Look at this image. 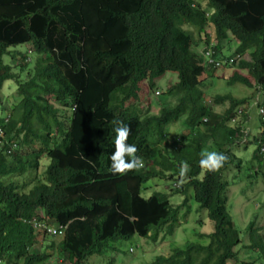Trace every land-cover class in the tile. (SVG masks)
Returning <instances> with one entry per match:
<instances>
[{"label":"trees","instance_id":"16d2710c","mask_svg":"<svg viewBox=\"0 0 264 264\" xmlns=\"http://www.w3.org/2000/svg\"><path fill=\"white\" fill-rule=\"evenodd\" d=\"M231 37L238 40L232 56L241 58L222 67H233L229 82L264 93V0H0V126L8 139L0 145V264H48L55 249L69 264H85L121 238L156 241L161 231L174 234L192 200L213 222L211 233L196 232L206 242L187 241L144 264H258L238 261L240 231L226 203L233 182L224 179L232 164H243L230 144L245 136V122H227L249 97L217 94L214 104L229 101L219 114L201 88L215 70L206 65L207 49L223 57ZM20 44H30L39 59L11 50ZM245 53L251 60L242 58ZM6 54L20 63H5ZM167 73L178 77L164 91L177 98L173 103L156 91ZM10 79L17 98L12 93L6 107L1 89ZM154 99L159 110L149 113ZM258 114L263 130L253 157L259 159L264 115ZM180 119L184 128L171 137L170 125ZM117 121L128 126L126 143L141 160L138 170L124 174L110 170ZM210 140L225 157L215 171L199 165ZM34 142L39 148L22 150ZM45 155V182L23 191L17 181L4 180L38 169ZM255 176L264 178V171L249 175ZM152 178L173 181L169 193L144 197ZM170 194L184 199L175 206ZM253 222L250 247L264 253V234Z\"/></svg>","mask_w":264,"mask_h":264},{"label":"rangeland","instance_id":"374dc122","mask_svg":"<svg viewBox=\"0 0 264 264\" xmlns=\"http://www.w3.org/2000/svg\"><path fill=\"white\" fill-rule=\"evenodd\" d=\"M213 26L211 25V30ZM225 45L223 46L222 52L225 56L233 55L237 48V41L233 37L228 40H225ZM30 44H20L16 47L11 48L12 51H21V52H29ZM204 46H200L197 48L198 51H201ZM33 51V47H30ZM29 52V56L31 58L30 61L39 59L40 56L36 57L35 52ZM17 56V55H16ZM35 56V57H34ZM246 60H250V55L245 54L243 56ZM20 58V57H19ZM5 63H9L14 66V64L20 63V59L17 60L13 58L12 54H6L3 57ZM207 67L209 65L206 62ZM31 67H27L25 69V74L29 71ZM233 67L227 68H217L214 71H209V78L206 82L201 86L204 91L208 102L213 104L215 111L219 114L224 113L226 107H228L229 103L224 102L221 103V106L214 104L213 97L217 94H231L235 97H245L249 100L244 105L240 107L247 114V118L245 120L244 117H241L242 125L244 123L243 132H246V137H243L242 140L238 143L239 145H234L231 148L232 152L242 159L243 164L241 168H237L236 163L232 164L229 169L224 173V179L230 182H233L230 185L227 191V206L229 207L230 213L232 215L233 222L237 229L240 231V244L235 248L236 251L239 252L238 261L241 263L244 260L257 261L258 264H264V253L260 250H254L250 247L252 243V239L249 236V232L247 229L251 222H255L258 226H260L261 234H264V178L256 176L250 178L249 175H252L255 172L264 171V155L261 158H254V152L258 148L259 143L257 141V137L260 135L263 130L261 123V115L259 113V108L264 107V94L262 92H258L255 87H248L243 85L240 82L230 83L228 78L231 75ZM27 78V76H26ZM171 80L173 83L178 80L176 74L167 73L164 77L157 80V85L161 87V91L156 90L158 93L164 92L168 87V81ZM17 90V83L13 80H6L1 89V97L2 104L6 107L11 106V95L14 94V97L17 98V94L14 91ZM261 91V90H260ZM166 95V97H165ZM164 97L165 103H173L177 101V98L174 95L167 96L166 92L161 95ZM10 99V101H9ZM157 99V98H156ZM154 99L152 106L150 107L149 113H157L160 107V104H157V100ZM160 102V101H158ZM262 102V104H260ZM145 105V104H144ZM148 103L146 104V106ZM146 106L143 108L145 109ZM69 109L66 110V114L69 115ZM228 125H232L231 121L227 122ZM183 120L180 119L178 122L172 123L170 125L171 137L174 134H178L179 130H182ZM249 141V142H248ZM246 142V145L244 144ZM248 143V144H247ZM22 150L29 152L34 146L39 147L37 142H34L33 145L22 144ZM206 151H216L217 148L213 144L212 140H210L206 145ZM50 163V159L45 155L40 158V166L38 169H32V167H28L25 173L21 176L15 177H5L4 180H12L17 181L19 183L21 190L28 191L37 181L42 180V182L46 181L47 173L46 168ZM239 169V170H238ZM237 175V176H235ZM234 182H237L235 184ZM247 183V187L244 192H242L243 185ZM173 181L160 179V178H152L145 185L147 188L142 192L144 197H149L154 191H161L165 193H169V188L172 186ZM170 202L173 205L180 204L184 196L181 194H170L169 196ZM191 203L197 207V203L195 201H191ZM194 206L191 207L190 213H186V209L180 211L179 215V224L175 229L173 235L163 236L162 231L159 232L158 238L156 241L151 238L140 237L138 235H134L128 239H119L116 242H112L110 246L106 248L101 255H96L90 258V262H85V264H109L113 262V264H144L152 262L159 255H169L172 252V249L177 246H183L187 241H197L200 240L198 238L196 232H207L211 233L214 230L213 222L209 219L207 211L202 210L204 215H200L197 212V209H194ZM256 219V220H255ZM199 220H202L201 225L198 223ZM253 222V223H254ZM165 231V230H164ZM165 234V233H164ZM52 236L50 235V238ZM56 239H60L61 235L53 236ZM200 241L206 242L205 239H201ZM40 243V242H39ZM118 249L115 250L114 248ZM59 253L56 249L53 251L52 257L47 262L48 264H69V262L65 259L58 258ZM58 260V261H57Z\"/></svg>","mask_w":264,"mask_h":264},{"label":"clouds","instance_id":"9594fccd","mask_svg":"<svg viewBox=\"0 0 264 264\" xmlns=\"http://www.w3.org/2000/svg\"><path fill=\"white\" fill-rule=\"evenodd\" d=\"M236 41L238 44L237 39H236ZM31 51H32V49L29 50V52H31ZM29 52H28V54H29ZM214 53L212 54V58H214L215 60L221 61L222 63L217 66V65H215V63H212L209 61L208 56H207L206 62L208 65L215 67V69L222 68L225 65L237 64L238 60L241 58V57L235 58L232 55L223 56V57L219 56L216 58L215 57L216 54H214ZM245 54H249V53H245ZM243 56H242V58L245 59ZM230 60H232V61H230ZM250 60H251V57H250ZM258 92H262V91H258ZM238 98H242V97H238ZM227 102L229 103V101H227ZM244 104H242V105H244ZM259 113L264 115V107L259 108ZM244 114H245V111L241 107H239L237 109L236 115H233L230 117V121L232 122V125H234L235 123H241L240 118L243 117L242 115H244ZM3 131H4V129H3ZM113 131L115 133V137L113 140L114 151L110 154V157H109V159L111 161L110 170L112 171L113 174H124L128 171H131V170H138L141 167V160L136 155V151H137L136 147L133 144L126 143L127 137L129 135L128 126L126 124H123V123L117 121L116 126L113 128ZM244 137H246V132H245ZM5 142H8V139H7V137H5V131H4V136L0 139V145L4 144ZM12 144L14 145V143H12ZM234 145H239V144L238 143L237 144L231 143L230 147H232ZM262 151H263V149H262ZM224 160H225V157L222 153H218L216 151H203V152H201V158L199 160V165L201 168L206 169L208 171H215L222 166ZM187 171H188L187 164L182 162L180 165V168H179L180 176H184V174Z\"/></svg>","mask_w":264,"mask_h":264},{"label":"built area","instance_id":"2783aa9c","mask_svg":"<svg viewBox=\"0 0 264 264\" xmlns=\"http://www.w3.org/2000/svg\"><path fill=\"white\" fill-rule=\"evenodd\" d=\"M214 53V50L213 49H211V48H209L207 51H206V54H207V56L209 57V61L210 62H212V63H215V65H220L222 62L221 61H218V60H215L214 58H212V54ZM230 61H232V60H230ZM4 136V131H3V129H2V126H0V139L2 138ZM35 226H38L39 224H37V223H35L34 224ZM43 226V225H42ZM60 228L63 230L64 229V227H62V226H60ZM47 232L48 233H53V234H55V233H57V232H60V231H58V230H56L55 228H53V227H47Z\"/></svg>","mask_w":264,"mask_h":264}]
</instances>
